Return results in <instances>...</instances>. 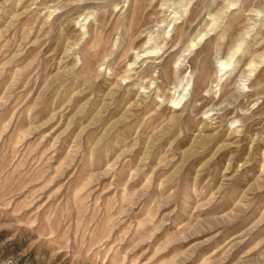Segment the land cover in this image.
<instances>
[{"label": "rangeland", "instance_id": "374dc122", "mask_svg": "<svg viewBox=\"0 0 264 264\" xmlns=\"http://www.w3.org/2000/svg\"><path fill=\"white\" fill-rule=\"evenodd\" d=\"M0 264H264V0H0Z\"/></svg>", "mask_w": 264, "mask_h": 264}]
</instances>
